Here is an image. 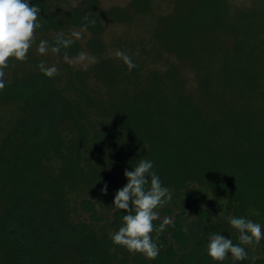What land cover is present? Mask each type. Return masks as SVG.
<instances>
[{"label": "trees", "instance_id": "16d2710c", "mask_svg": "<svg viewBox=\"0 0 264 264\" xmlns=\"http://www.w3.org/2000/svg\"><path fill=\"white\" fill-rule=\"evenodd\" d=\"M102 1L30 0L42 27L0 90V264H196L211 229H181L190 219L222 213L264 229V0H170L163 13L151 0ZM106 22L144 24L126 54L133 70L104 52ZM72 30L88 36L91 65L65 60L82 50ZM59 34L73 43L54 54ZM141 159L172 194L153 221L172 219L151 233L155 260L111 239L128 214L115 194ZM246 264H264V239Z\"/></svg>", "mask_w": 264, "mask_h": 264}, {"label": "clouds", "instance_id": "9594fccd", "mask_svg": "<svg viewBox=\"0 0 264 264\" xmlns=\"http://www.w3.org/2000/svg\"><path fill=\"white\" fill-rule=\"evenodd\" d=\"M39 13L40 9L31 5L30 0H0V90L6 86L4 70L9 66V60L23 62L28 59V53L35 42V32L42 27L38 22ZM71 35L77 39L81 37V33L77 31H73ZM72 43L73 40L59 34L57 46H53L51 52L57 54L60 46L67 48ZM48 51V42L41 40L37 52L46 55ZM115 55L124 60L129 71L136 67L132 59L123 52L117 51ZM80 59H85L84 53L80 54ZM65 60H68L67 55ZM38 67L49 78L58 74L55 66L46 67L41 62ZM153 167L151 161L141 159L134 170H125L127 184L117 190L113 206L128 214L123 216V225L119 230L111 234L115 245L126 248L132 254L139 253L150 260H155L160 253L151 235L156 230L153 221L159 219L157 209L164 207L172 199L170 190L162 185L159 176L152 171ZM101 191L107 194V184ZM226 219L230 229L234 228L238 232L239 243L236 244L221 234H213L208 241L207 254L217 264H224L229 256L232 264H238L248 260L249 250L259 246L260 241L264 239V229L260 223L250 218L228 216ZM169 223L170 218H166L161 229Z\"/></svg>", "mask_w": 264, "mask_h": 264}, {"label": "rangeland", "instance_id": "374dc122", "mask_svg": "<svg viewBox=\"0 0 264 264\" xmlns=\"http://www.w3.org/2000/svg\"><path fill=\"white\" fill-rule=\"evenodd\" d=\"M129 0H103L102 4L104 6H112L118 5L123 6ZM154 7V12H165L167 10L168 4L170 0H151ZM231 5L233 6H241L246 3L247 0H229ZM147 19L144 22H148ZM75 30H72L69 36L73 39H77L73 37L71 34ZM77 32L81 33V37L79 40L82 43V50L81 52L76 55L75 57L68 58L67 62L75 68L78 67H86L91 65L96 59V54L91 53L88 49L83 46L84 41L88 37L85 32L81 30H76ZM146 37L147 34L145 32V26L142 23H135V24H119V23H112L106 22L104 24V30L102 35V40L104 43V52L106 54L115 55L117 51L123 52L126 54H131V45L132 40L135 39L138 35ZM146 40V39H145ZM144 41V40H143ZM85 54V59H80V54Z\"/></svg>", "mask_w": 264, "mask_h": 264}, {"label": "flooded vegetation", "instance_id": "af4514ba", "mask_svg": "<svg viewBox=\"0 0 264 264\" xmlns=\"http://www.w3.org/2000/svg\"><path fill=\"white\" fill-rule=\"evenodd\" d=\"M166 218H169L168 216L162 217L161 221H164ZM227 216L222 215V213H217L216 215H211L209 220H198L197 218L190 219V221H187L188 224L182 225L181 229H211L210 237L211 235L215 234V230L219 231L218 234H221L225 236L228 239H232V236L229 232L230 227L227 223ZM171 222L172 219L170 218ZM170 224V223H169ZM167 224V225H169ZM155 229H161L158 225H154ZM234 229V228H231ZM209 230H204L203 234L198 235V242H197V259L196 264H217L216 261H214L208 254H207V247L204 244H207L209 241V238L207 237V234ZM203 238L201 240L200 238ZM233 240V239H232ZM234 242V240H233ZM172 248L176 252H185L184 249L179 248L173 244H171ZM230 255V254H229ZM206 257L209 260H206ZM181 260V259H180ZM182 261V260H181ZM184 264V261H182ZM224 264H232L231 257L229 256L228 260L224 262ZM238 264H246V260L242 262H238Z\"/></svg>", "mask_w": 264, "mask_h": 264}]
</instances>
